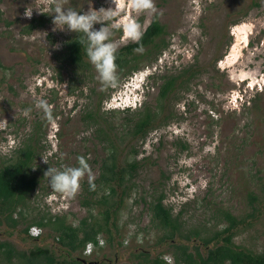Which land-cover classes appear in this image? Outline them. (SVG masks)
Returning <instances> with one entry per match:
<instances>
[{"label": "rangeland", "instance_id": "rangeland-1", "mask_svg": "<svg viewBox=\"0 0 264 264\" xmlns=\"http://www.w3.org/2000/svg\"><path fill=\"white\" fill-rule=\"evenodd\" d=\"M33 3L0 0V161H11L16 148L33 136L40 139L32 167L40 178L35 194L41 206L27 207L28 213L18 215L34 217L44 210L65 215L77 225L87 217L89 209L82 200L88 177L75 196H68L54 191L45 173L50 167H76L84 157L94 179L99 176L110 148L99 140L97 125L87 124V112L95 109L102 125L105 116L114 124L118 164L135 161L138 167L120 206L111 207L118 227L110 225L111 235L102 231L101 247L90 255L83 252L85 259L93 264H131L139 253L173 258V247L152 221L147 204L161 189L167 206L175 214L183 212L187 229L200 226L204 234H211L222 227L218 212L228 210L242 219L235 241L264 251V0H155L157 11L139 16L128 9L126 16L134 17L142 30L157 18L166 28L168 47L153 66L132 76L118 70V86L107 88L92 64L91 70L81 72L72 65L59 69L62 62L54 53L75 32L53 31L55 14L33 9L32 17H25L29 5L50 10L41 0ZM65 6L83 13L114 4L67 0ZM34 18L37 26L40 18L43 24L31 27ZM113 39L117 49L131 42L121 31ZM190 65L196 75L189 81L191 89L179 92L184 98L177 100V120L157 125L145 139L130 134V126L121 122L133 115L122 109L139 107L144 100L154 102L162 83L159 75ZM114 108L119 112L105 114ZM121 189L111 197L118 200ZM97 191L95 196L108 193L105 187ZM93 206L99 218L108 207ZM23 225L12 230L0 223V241L11 240L22 251L48 246L68 258L51 225L42 227L37 240L18 232Z\"/></svg>", "mask_w": 264, "mask_h": 264}, {"label": "trees", "instance_id": "trees-1", "mask_svg": "<svg viewBox=\"0 0 264 264\" xmlns=\"http://www.w3.org/2000/svg\"><path fill=\"white\" fill-rule=\"evenodd\" d=\"M36 20V18L33 19L31 27L43 24L40 18L37 26ZM82 40H86L83 34L75 32L63 47L54 53V58L62 62L59 69H63L64 65H72L76 71L80 72L92 69L85 51L86 44L85 46L80 44ZM167 47L166 28L155 18L145 27L139 42H129L117 49L118 70L127 71L128 75L132 76L146 66H153ZM146 61L148 62L141 66ZM155 75L156 72L149 74L148 86H151L150 77L154 78ZM194 75H196L194 65L184 66L178 73L160 74L162 83L156 100L154 102L144 100L139 107L128 106L122 109L131 112L133 118L125 117L121 123L124 122V125L130 126V134L145 139L149 131L157 125L166 126L170 120H177L179 112L177 100L184 98V94L178 96L179 92L191 89L189 81ZM119 109H109L105 111V114L119 112ZM86 120L87 124L97 125L98 138L108 145L110 152L101 164L99 176L93 180L95 189L92 190L89 183H87L88 187H85L87 189L82 205L88 207L89 214L78 225L68 222L65 215H54L44 210L34 217H29L28 214L18 215L22 211L26 212L27 207L36 208L38 205L39 209L41 206V198L35 194L40 178L32 167L38 157L36 152L40 141L38 137L33 136L20 144L16 148L15 156L8 163L0 161V223L6 224L8 229L12 230L24 223L18 232L34 240L39 239L42 233L39 236L32 235L30 233L32 226L42 229L43 226L51 225L55 231L57 243L64 248L68 258L67 255L59 257L55 253L56 250L48 246H36L22 251L11 240L6 239L0 241V264H84L83 252L87 244L93 242L94 248L101 247L99 246L100 233L106 231L111 235L113 230L110 225L118 227L117 221L113 222L111 218V207L114 203L117 207L120 206L122 195L126 194V188H131L128 182L133 179L138 164L135 161L118 164L116 159L118 149L115 144L118 134L114 131V124L108 117L103 118L106 123L102 125L99 111L90 109ZM101 187L107 188L108 193L95 196L97 189ZM119 188H123L120 198L118 200L112 198L111 195L118 194ZM158 193L147 204L152 221L157 227L163 229V238L173 247L171 252L173 258L167 256L165 258L162 254L151 256L139 253L136 255L138 260L131 264H264V251L252 250L235 241L236 229L242 223L241 218L228 210H221L217 214V222L219 225L222 224V227L213 230L211 234H204L207 232L200 226L187 229L183 212L175 214L173 208L164 202L166 196L164 190L161 189ZM101 203L107 204L108 207L99 210L102 215L99 218L93 210V205L99 206ZM198 240L200 244L196 243Z\"/></svg>", "mask_w": 264, "mask_h": 264}, {"label": "clouds", "instance_id": "clouds-1", "mask_svg": "<svg viewBox=\"0 0 264 264\" xmlns=\"http://www.w3.org/2000/svg\"><path fill=\"white\" fill-rule=\"evenodd\" d=\"M66 2L67 0H41L43 6L50 9L48 12L42 11L39 5L36 7L29 5L24 15L31 18L33 9L41 13L55 14L52 20L53 31L67 30L83 34L86 40H82L80 44L82 46L86 44V55L96 69L101 85L104 88L118 86L117 43L113 39L114 34L121 31L125 40L139 42L143 36L142 26L134 17L126 16V11L130 9L136 16L155 13L157 11L155 0H112L114 7H101L98 10L90 8L83 13L66 7ZM35 3L37 0H34L33 4ZM97 23L101 24L98 30L94 28ZM42 157L43 161L48 163L47 157L43 155ZM45 176L49 178L50 187L54 191L68 196H75L78 193L85 176L88 177L91 189H95L94 175L84 157L78 158L76 167L62 169L50 167Z\"/></svg>", "mask_w": 264, "mask_h": 264}, {"label": "built area", "instance_id": "built-area-1", "mask_svg": "<svg viewBox=\"0 0 264 264\" xmlns=\"http://www.w3.org/2000/svg\"><path fill=\"white\" fill-rule=\"evenodd\" d=\"M30 233L34 236H39L42 233V229L38 226H32L30 228ZM93 250H94V244L93 242H89L84 250V253L90 255L92 254Z\"/></svg>", "mask_w": 264, "mask_h": 264}, {"label": "water", "instance_id": "water-1", "mask_svg": "<svg viewBox=\"0 0 264 264\" xmlns=\"http://www.w3.org/2000/svg\"><path fill=\"white\" fill-rule=\"evenodd\" d=\"M82 260H83V262H85L87 264H93L95 262V261H89V260H87L85 258H83Z\"/></svg>", "mask_w": 264, "mask_h": 264}, {"label": "flooded vegetation", "instance_id": "flooded-vegetation-1", "mask_svg": "<svg viewBox=\"0 0 264 264\" xmlns=\"http://www.w3.org/2000/svg\"><path fill=\"white\" fill-rule=\"evenodd\" d=\"M103 240V239H102ZM103 242V241H102ZM99 246H101V236H100V239H99ZM96 248H94V251H95ZM93 251V252H94Z\"/></svg>", "mask_w": 264, "mask_h": 264}]
</instances>
